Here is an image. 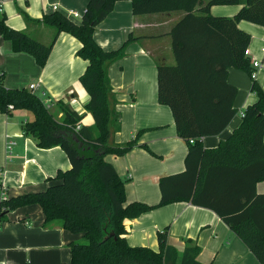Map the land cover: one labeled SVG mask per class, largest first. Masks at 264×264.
Returning a JSON list of instances; mask_svg holds the SVG:
<instances>
[{
	"label": "trees",
	"instance_id": "obj_1",
	"mask_svg": "<svg viewBox=\"0 0 264 264\" xmlns=\"http://www.w3.org/2000/svg\"><path fill=\"white\" fill-rule=\"evenodd\" d=\"M119 1H129L133 15L184 13L169 32L175 64L157 67V95L159 104L171 110L177 135L187 142L188 152L183 172L159 180L161 197L155 206L127 204L125 181L105 160L108 155L124 156L137 146L136 137L121 145L111 139L120 123L108 78L109 65L124 56L133 38L112 51L104 50L94 38L96 26ZM239 1L210 0L201 6V0H89L78 23L59 12L45 15L43 23L54 28L56 35L64 32L81 45L76 55L88 65L79 82L89 96L85 108L93 125H80L82 117L62 101L57 102L56 109L63 113L58 120L57 110L48 108L33 90L7 88L0 74V113H30L33 119L22 124L23 133L33 137L41 149L60 147L71 164L69 170L58 171L44 191L1 202L0 226L11 212L37 205L43 213V226L58 223L72 234L83 235L84 242L70 244L67 264H202L197 260V246H187L179 254L168 244L166 231L158 233V251L130 246L126 239V220L188 202L213 211L259 264H264V194L256 192L257 184L264 181L261 87L253 81L251 91L257 100L245 109L240 126L228 139L211 149L204 148L201 141L220 135L237 114L233 106L237 89L227 81L228 69L251 74L250 59L245 55L251 36L238 23L264 26V0H245L232 18L210 13L214 5ZM0 37L11 43L12 52L31 56L40 68L46 65L55 41L45 45L11 28L4 14L0 15Z\"/></svg>",
	"mask_w": 264,
	"mask_h": 264
},
{
	"label": "crops",
	"instance_id": "obj_2",
	"mask_svg": "<svg viewBox=\"0 0 264 264\" xmlns=\"http://www.w3.org/2000/svg\"><path fill=\"white\" fill-rule=\"evenodd\" d=\"M0 2L11 28L45 45L55 38L47 63L40 68L31 56L12 52L11 43L0 37V74L4 75L5 87L28 89L34 85L33 91H40L41 99L51 105L52 111L57 110L58 120L63 118V113L56 109L57 102L62 101L82 117L80 125L92 126L93 118L85 108L89 96L79 82L88 65L76 55L81 45L69 34L56 35V30L42 21L45 15L53 12L67 15L72 11L82 17L89 0ZM245 3L240 0L236 5H214L210 13L232 18ZM53 5H57L58 10H52ZM199 8L200 5L196 10ZM183 16L180 11L133 15L131 3L119 1L95 28L96 42L107 51L119 49L129 37L133 38L126 45L124 56L108 67L120 123L111 139L120 145L137 139V146L126 155L105 158L125 181L127 204L157 205L161 197L159 180L185 170L188 144L177 135L172 112L159 104L157 95V67L175 64L169 32ZM70 19L76 23L80 20ZM238 27L251 36L247 48L249 58L263 61L255 82L264 91L261 53L264 26L240 21ZM227 81L237 89L233 104L237 114L220 135L201 139L206 149L215 148L228 139L240 126L245 109L257 100L251 91L253 81L246 72L229 68ZM32 119L33 116L24 110L13 111L11 116L0 113V170L10 197L44 191L53 183L51 180L58 171L71 168L60 147L41 149L33 137L23 133L22 124ZM9 141L14 142L10 154L7 152ZM143 145L148 150L141 147ZM256 192L264 194V181L257 184ZM43 222L39 206L11 212L0 226V264L69 263L70 244L82 242L83 235L72 234L58 223L43 226ZM124 225L130 246L158 251V233L166 231L168 244L179 254L187 246H197L200 250L197 260L202 264H259L242 240L213 211L188 202L155 208L138 218L126 220Z\"/></svg>",
	"mask_w": 264,
	"mask_h": 264
},
{
	"label": "built area",
	"instance_id": "obj_3",
	"mask_svg": "<svg viewBox=\"0 0 264 264\" xmlns=\"http://www.w3.org/2000/svg\"><path fill=\"white\" fill-rule=\"evenodd\" d=\"M51 9L56 11V10H58V7H57V5H53V6H51ZM2 14H3V6H2V3L0 2V15H2ZM66 16L73 18V19H81V16L78 13L72 12V11H70ZM261 53H262V56L264 59V46L261 48ZM245 55L249 58V51L248 50L245 51ZM262 66H263V61H259L256 59H250V67H251L250 78L252 81L256 80L257 73H258V71H260ZM34 89H35L34 85H30L28 88V90H34ZM45 104L48 108H51V105L49 103L45 102ZM9 109L12 110L13 108L11 106H9ZM243 115H244V113H243ZM243 115H242V117H243ZM79 126L80 125H78L76 127L77 130L79 129ZM190 143H193V140H190ZM13 146H14V142L9 141L7 143V152L9 154L11 153ZM9 198H10V196L8 193V189H7V186L3 180V171L0 170V203L7 201Z\"/></svg>",
	"mask_w": 264,
	"mask_h": 264
},
{
	"label": "rangeland",
	"instance_id": "obj_4",
	"mask_svg": "<svg viewBox=\"0 0 264 264\" xmlns=\"http://www.w3.org/2000/svg\"><path fill=\"white\" fill-rule=\"evenodd\" d=\"M208 1H209V0H201V4H200V5H203V3H205V2L207 3ZM206 3H205V4H206ZM11 72H12V74L15 75V71H14V70H12ZM8 73H9V72H8ZM4 81H5V78H4ZM3 83H4V82H3ZM34 93H35L36 95L40 96V91H35ZM55 111H56V110H54V112H55ZM32 206H34V205H32ZM35 206H37V205H35ZM28 207H29V206H28ZM18 210H19V209H18ZM83 242H84V241H83Z\"/></svg>",
	"mask_w": 264,
	"mask_h": 264
}]
</instances>
